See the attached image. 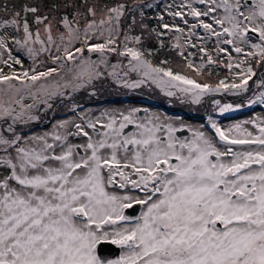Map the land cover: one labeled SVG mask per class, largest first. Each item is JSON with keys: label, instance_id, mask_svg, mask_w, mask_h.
Segmentation results:
<instances>
[{"label": "snow or ice", "instance_id": "snow-or-ice-1", "mask_svg": "<svg viewBox=\"0 0 264 264\" xmlns=\"http://www.w3.org/2000/svg\"><path fill=\"white\" fill-rule=\"evenodd\" d=\"M144 7L153 5L0 0V85L5 86L0 87V121L7 124L0 127V264H264V119L224 128L209 116V134L161 122L159 116L138 119L140 110L131 109L95 118L81 113L42 135L26 137L15 127L39 122L33 110L41 103L51 109L55 98L71 101L69 89L75 94L93 86L95 95L94 82L104 76L101 64L122 87L135 89L150 80L166 96L195 105L216 94L245 97L253 81L260 91L246 96L247 106L264 105V0H183L179 7L186 13L168 12L185 25V15L193 17L191 29L207 33L201 40L216 38L215 50L226 54V63L202 46V63L186 64L209 77L206 65L223 64L231 79L215 83L153 66L145 50L130 46L141 44L139 35L128 34L137 23L133 13L139 11L141 26L148 27ZM201 17H211L219 30ZM192 35L195 31L188 43ZM179 40L173 46L185 57ZM10 45L32 61L29 69L17 71L14 65L23 69L22 60ZM86 52L99 53V59ZM41 53L55 67L39 70ZM109 53L129 58L128 71L143 79H122L121 65H109ZM26 97L33 102L24 104ZM212 103L221 116L245 106ZM69 107L75 113L78 105ZM129 125L136 131L126 133ZM185 130L190 137L177 135ZM136 206L143 209L138 217L126 214ZM107 246L120 249L116 258H110Z\"/></svg>", "mask_w": 264, "mask_h": 264}, {"label": "rangeland", "instance_id": "rangeland-1", "mask_svg": "<svg viewBox=\"0 0 264 264\" xmlns=\"http://www.w3.org/2000/svg\"><path fill=\"white\" fill-rule=\"evenodd\" d=\"M130 0H127V2ZM168 1V0H167ZM170 1L166 2L163 6V9L166 12V24H168L170 26V29H164L165 32H168L169 34H171L170 32H175L174 33V41L172 42L173 45H175L177 43L176 41V37L180 36V40L179 43L182 46V49L185 53V57L187 59H185V57H172V60L170 61V67L172 68V70L174 72H180L181 74L187 75L190 78H194L196 80H198L199 82H204L205 80L211 83H215L218 79L224 78L225 76H228L229 79H231V76L228 74V70L226 68L223 67V64L220 65H206V67L203 69V72L207 73L208 71L212 72V76H199L197 75V73L195 71H193L192 69H188L186 67L187 61L191 60L192 63L194 64V66H199L202 63L201 60V56L200 55H204L201 51H199V49L203 46L205 48L208 49V51L210 52V54L213 56L214 59H218V60H222L225 63L227 62V56L225 53L221 52V53H217L216 52V47L217 45L215 44V37H213L210 41H203L200 39L201 36H205L207 35V33H205V31L203 30V28H197L195 30L191 29L190 25L192 23H196V20L191 17V16H187L185 15V19L188 20V24L185 25L183 23V21L180 19V17H175L173 18L172 16L168 15V12L170 11L169 9V5H170ZM197 8H199L201 11L205 10L206 6L205 5H200V4H196L195 5ZM183 12H187V10H184ZM216 15H219V13H217ZM201 20H203L205 23H213V26L216 27L219 30V26L215 25L213 20L211 19V17H201ZM175 26H178L182 29H184L183 33H177L173 28ZM141 27V26H140ZM195 31L196 35H192L191 36V43H188V38L190 36V34ZM53 35H56V32L54 30ZM129 35H131L129 33ZM41 37L42 38H46L45 34L43 33V31H41ZM148 40H146L147 42ZM119 43L122 45L123 44V36H121V39L119 41ZM195 44V47H192L191 45ZM13 49H14V55H18L21 60H22V64H23V69L21 68L20 65H14V67L17 69V71H22L24 69H29L32 66V61L27 57V55L23 52H16L15 51V46L14 45H10ZM130 46H135V47H139L141 45H130ZM220 47L226 48V49H231V45H219ZM36 47H39V45H36ZM178 52L180 51V49H177ZM189 53H192V55H189ZM53 54H55V48L53 46ZM233 56V60L237 59V55L232 52L231 53ZM85 55H89L91 56V58L93 60H98L99 59V53L93 52V53H85ZM173 56V55H172ZM128 60L129 58L127 57H121L118 56L116 53H109L108 54V63L109 65H116L119 64L121 65L120 68L117 69V71L120 73V76L122 79L127 80L128 82H135L137 80H141L143 79V77L138 73H133L128 71ZM40 61H45V63H40ZM206 63V58L205 61ZM37 63L39 64V70H42L46 67L49 66H53L55 67V65L51 64V61L48 60L47 54L45 53H41L40 57L37 61ZM153 66H156L154 63H152ZM2 66V65H0ZM218 66V70H220V72H215L214 67ZM99 69L104 72V76L98 80L94 82V90L95 93H101L102 95H110L112 97H116L122 93H128V94H133V95H138L141 94L142 92L146 93H153L154 95H156L157 97H159L161 99V102L163 103H167L170 107L174 106V107H181L184 108L185 110L191 111V114H195V115H201L202 112H204V108L205 105H207L206 103V98H204V100L199 104V105H195V104H191V103H182L181 100L177 99L176 96H166L164 94V92L161 90L160 87H157L156 84L152 83L150 80H145L144 84H142L140 87L132 89V88H125L122 87L120 84L116 83L113 79L112 76L109 75V71L105 70L104 65L101 64L98 66ZM5 71H7V68H5ZM235 71V69L233 70ZM127 72V76L124 75V73ZM261 75H264V73H261ZM254 79H256V77H254ZM18 83V81L16 82ZM252 81H249V89L251 88ZM0 87H5L4 85H0ZM141 87H144L145 91H142ZM84 91L81 92V90L79 91V95L78 98H81L85 95V93L91 92L93 90V86H89V88H85L82 89ZM138 90V91H137ZM174 91V90H173ZM260 91V90H259ZM78 94V93H77ZM72 94L71 90H68V95L72 96V101H74L76 98L75 96L77 95ZM179 95V93L177 94ZM247 95V94H246ZM224 97L222 96H218L219 98H211L209 99L208 102V107L209 111L208 114L206 115V117H202L204 118L203 120L201 119H195V120H190V119H184V118H173V117H168L164 114V116H161L159 113L161 112H156L154 110L147 112L148 115H143L144 111H139L138 113H140V115H137V118H143V117H153V116H159L161 122H175L176 125L177 123H183L186 124L188 127L193 128V129H197L199 128L200 130L209 132V134H212L209 131V124L207 121V117L211 116L213 118V120H215L218 124H220L221 127L227 128L232 124H236V123H242L243 121L246 120H255L257 117H260L261 119H264V105H252L251 107L247 106V101H246V96L245 97H236V96H228L227 94H223ZM232 98H238V100H233ZM88 100L85 101H89L91 103H94L95 100L92 98H87ZM163 99V100H162ZM63 98H55L53 100L50 101V103H52L53 107L51 109H48L46 107V105L44 104H39L38 107L36 109L33 110V114L37 115L40 117V120H44L45 123V128H39L36 130H31V128H33V125L31 123L33 122H29L27 125H23V124H18L16 125V129L17 131L21 132L22 135L24 136H29L32 134L35 135H42L45 132H52L54 129V126L57 124V122L62 121V120H66V119H78L79 114L81 113H87L88 115L92 116L93 118L98 117L101 115V113L105 112V111H109V112H125L127 113L129 110L131 109H142L145 110L147 108L152 107L149 103H147L146 106L140 105V104H135V103H121V102H111V103H106L100 106H96L95 109H90L91 107H85V106H81L79 105L80 103H82V101L77 104L78 108L77 111L74 113L73 111L70 110L69 105L75 102H70L68 100H65ZM213 100H220L222 104L224 103H238V102H244V107H242L240 110L238 111H234V112H229V113H225L223 116H221L218 112V110H214V105L212 103ZM80 101V100H79ZM24 104H31L33 101L31 98L26 97L24 99ZM15 106V105H14ZM55 110L53 112H49L52 109ZM69 113V114H66ZM47 114L49 115V117L47 116ZM54 114V115H53ZM51 115H53V118L51 117ZM49 120H52L51 122ZM10 123V121H9ZM246 127L249 128L250 131L255 132V129H253L251 127V125H245ZM0 127L2 128H6L7 124H5L3 121H0ZM132 127V125H129L128 128ZM126 128V129H128ZM30 129V130H29ZM125 129V130H126ZM29 130V131H28ZM90 131V130H89ZM133 131H136V129H133ZM138 214L136 217H138L140 215V212L143 210L140 206L138 208Z\"/></svg>", "mask_w": 264, "mask_h": 264}, {"label": "trees", "instance_id": "trees-1", "mask_svg": "<svg viewBox=\"0 0 264 264\" xmlns=\"http://www.w3.org/2000/svg\"><path fill=\"white\" fill-rule=\"evenodd\" d=\"M167 0H143L144 4H152L153 7L148 8L144 7L142 8V11L144 13L143 17V24H146L148 27L143 28L141 26V16L140 12L136 11L133 13L136 16L137 23L133 27V30L129 32L131 35H139L141 37V46L140 48L146 51V59L150 60L152 63H154L157 67H170V61L172 60V57H181L179 55L178 50L173 46L172 42L174 41V34H169L168 32H165L164 29L160 26L162 24V21L159 19L160 16H163L161 13H159L158 8L164 7L163 5L166 3ZM17 3L23 2V0H16ZM40 3H45L47 0H39ZM108 2H112V0H108ZM134 0L128 1V5L132 6ZM183 0H174L171 1V11H184L187 9H183L179 7L182 4ZM141 26V27H140ZM155 28L157 32H163L164 35L161 37H157L155 33H152L150 29ZM128 33V34H129ZM146 40H148L146 42ZM160 40H163L164 46L163 48L160 47ZM172 41V42H171ZM147 52H151V55H147ZM173 55V56H172ZM202 57V55H200ZM166 60L169 63L167 64H161V61ZM214 66V65H213ZM171 68V67H170ZM220 68V67H219ZM218 66H215L213 70L215 72H220ZM221 69V68H220ZM223 70V69H221Z\"/></svg>", "mask_w": 264, "mask_h": 264}, {"label": "flooded vegetation", "instance_id": "flooded-vegetation-1", "mask_svg": "<svg viewBox=\"0 0 264 264\" xmlns=\"http://www.w3.org/2000/svg\"><path fill=\"white\" fill-rule=\"evenodd\" d=\"M253 80H255V79L253 78ZM252 84L253 85H251L250 91L246 96H250L252 94H258L260 89H256L253 81H252ZM141 88H142L141 89L142 91H145L144 87H141ZM82 91H84V90H81V92ZM77 93H76L77 95L75 96L76 99L74 101L71 100L70 102H75V103L79 104L83 100L82 103H80L79 105L85 106V107H91L90 109H95L96 106H100V105H103L106 103H111V102L135 103V104H140L143 106H146L147 103H149L152 107L147 108L145 110L140 109V111H144L143 115H148L149 113L147 114V112L154 110L156 112L157 111L161 112V113H159L161 116H164V114H165L168 117L184 118V119H190V120H195V119H200V120L202 119L203 120L209 111V108H207L209 99L219 98L218 96L224 97L223 94H216L215 96H207V98H206L207 105H205L204 112H202L201 115H195V114H191L192 113L191 111L185 110L184 108H181V107H174V106L170 107L167 103L161 102V99L159 97H157L153 93H146V91L142 92L141 94H138V95L128 94V93L124 92V93H122L116 97H112L110 95H102L101 93H98V92L95 93V95H91L90 94L91 92H88V93H85V95L83 97L78 98L79 92H77ZM228 96H230V95H228ZM87 98H92L95 100V102L91 103L89 101H85V100H88ZM120 98H121V100H116V99H120ZM232 99L238 100V98L237 99L232 98ZM65 100H63V101H65ZM160 102L162 104H165L169 109H172L173 111H170L168 108H165V107H162L161 105H159ZM54 110H55V108L49 112H53ZM187 113H190L191 115H188ZM66 114H69V113H66ZM137 114L140 115V113H137ZM53 115H51L52 118H53ZM193 115H195V116L192 117ZM47 116L49 117L48 114H47ZM202 117H204V118H202ZM43 121L44 120H39V122L33 121V123H31L33 125V128H31V130L32 129L36 130L39 128H45L46 122L43 123ZM49 121L51 122L52 120H49ZM184 123L185 122H183L182 124L186 126V129L189 128ZM180 124L181 123H179V124L177 123V126H179ZM133 129H135V127L132 125V127L126 129L125 132L126 133L132 132ZM177 135L179 136L178 133H177ZM190 136H191V133L187 131V134L185 137H190Z\"/></svg>", "mask_w": 264, "mask_h": 264}, {"label": "water", "instance_id": "water-1", "mask_svg": "<svg viewBox=\"0 0 264 264\" xmlns=\"http://www.w3.org/2000/svg\"><path fill=\"white\" fill-rule=\"evenodd\" d=\"M116 100H121V98L116 99ZM159 105H161L162 107L168 108L165 104L159 103ZM169 110L173 111L172 109H169ZM187 114L191 115L190 113H187ZM194 116L195 115H193L192 117H194ZM178 134L181 138H184L187 134V130H185L184 132H180ZM138 208H139V206H136L133 209L128 210L126 214H129V215L133 216V218H135L138 214V210H139ZM105 251L109 254L110 258H116L120 252V249L116 248L115 246H107Z\"/></svg>", "mask_w": 264, "mask_h": 264}]
</instances>
